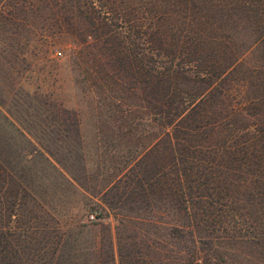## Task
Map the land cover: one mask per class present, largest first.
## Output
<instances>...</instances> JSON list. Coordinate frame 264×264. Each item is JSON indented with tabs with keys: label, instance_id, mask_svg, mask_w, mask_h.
<instances>
[{
	"label": "rangeland",
	"instance_id": "374dc122",
	"mask_svg": "<svg viewBox=\"0 0 264 264\" xmlns=\"http://www.w3.org/2000/svg\"><path fill=\"white\" fill-rule=\"evenodd\" d=\"M202 11L200 0H0V165L9 178L0 229L16 264H121L120 254L124 264L183 263L178 212L166 196L134 189L148 187L154 162L170 154L136 64L177 63L186 75L201 57L200 67H230L229 95L214 109L246 101L248 112L232 118L264 121V24L228 21L199 43L188 28ZM251 235L240 226L205 234L203 261L264 264V237Z\"/></svg>",
	"mask_w": 264,
	"mask_h": 264
},
{
	"label": "trees",
	"instance_id": "16d2710c",
	"mask_svg": "<svg viewBox=\"0 0 264 264\" xmlns=\"http://www.w3.org/2000/svg\"><path fill=\"white\" fill-rule=\"evenodd\" d=\"M254 1L261 8L250 7L248 0H200L203 11L189 25V32L200 43L205 37L213 40L211 31L227 29L228 21L237 25L244 20L259 28L264 24V1ZM186 2L192 4V0ZM220 7H231L232 11ZM263 34L264 31L261 38ZM124 59L122 55L116 60L127 69L131 62ZM202 61L205 62L202 57L192 61V75H186L190 68L160 61H155L157 66L149 69L140 61L134 70L141 88L150 87L156 102L155 115L163 119L159 126L164 128L162 133L166 135L170 151L168 162L164 155L154 162L158 170L150 177L153 181L148 187L140 180L134 189L145 193L147 188L155 197L166 196L178 212L180 221L174 229L184 240L182 264H209L202 258L203 237L219 227L240 226L247 235L253 233L249 239L264 237V231L259 233L253 229L255 225H264V121L259 117L241 125L232 118L248 112L246 101L238 102L224 114L214 109L217 97L229 95L223 82L232 69L227 67L217 72L215 65L203 63L204 67H200ZM74 127L80 135L77 115H74ZM162 169L169 172L164 173ZM8 179V173L0 165L2 210L7 208L2 201L8 202L5 186ZM0 231V264H16L20 257L15 250L7 249L8 233L3 228ZM120 257L121 264L128 262V255L120 254Z\"/></svg>",
	"mask_w": 264,
	"mask_h": 264
},
{
	"label": "built area",
	"instance_id": "2783aa9c",
	"mask_svg": "<svg viewBox=\"0 0 264 264\" xmlns=\"http://www.w3.org/2000/svg\"><path fill=\"white\" fill-rule=\"evenodd\" d=\"M94 218H95V217H94V214H90V215H89V219H90V220H93Z\"/></svg>",
	"mask_w": 264,
	"mask_h": 264
}]
</instances>
